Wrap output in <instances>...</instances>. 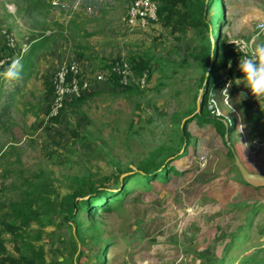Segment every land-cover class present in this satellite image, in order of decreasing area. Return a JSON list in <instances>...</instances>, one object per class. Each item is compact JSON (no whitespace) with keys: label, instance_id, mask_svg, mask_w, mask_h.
Instances as JSON below:
<instances>
[{"label":"rangeland","instance_id":"1","mask_svg":"<svg viewBox=\"0 0 264 264\" xmlns=\"http://www.w3.org/2000/svg\"><path fill=\"white\" fill-rule=\"evenodd\" d=\"M66 1L40 0L21 16L19 0H0V29L9 28L12 21L9 29L18 31L17 36L38 32L51 40L39 59L32 53L24 61L25 54L14 59L16 68L21 64L26 70L30 64L33 67L27 73L24 95L10 105L7 130L0 132V208L17 200L24 180L39 171L50 174L62 192L67 191L68 178L77 174L92 175L98 186L109 188L116 175L123 178L138 172L141 162L160 150L158 162L173 159L172 165L182 174H173L168 182L151 183L136 181L135 176L110 213L99 212L94 221L77 218L70 221L71 229L58 228L54 213L45 234L37 233L40 227L33 224L32 240L45 245L50 259L55 255L52 249L60 247L57 240H70L73 233L82 253L76 264H96L106 240L110 244L105 264H264V186L247 182L230 154L233 148L249 172L264 176V95L254 96L239 70L232 78L223 71L225 85L210 94L208 109L229 131L222 135L213 123L192 120L187 127L189 144L184 146L178 135L183 132L182 123L200 113L202 69L191 62L186 67L179 64L191 47L199 45V38L193 41L194 31L173 35L159 22L147 29H127L121 20L134 0H113V9L99 4L93 11L99 15L101 8L104 15L87 26L97 35L86 38L79 33L80 42L123 48L121 53L112 52L117 55L108 60L125 59L136 52L155 56L161 61L153 62L154 78L146 80L139 96L103 92L78 108L67 103L55 121L49 115L46 80H51L55 96V76L64 64L80 63L91 82L96 72L106 70H99L94 61L83 64L70 59L59 64L60 57L73 52L70 38L77 52L63 16L67 20L73 6L79 10L80 0H74L75 5ZM9 12L14 14L8 18ZM208 19L214 32L234 47L237 40L249 43L247 53L238 51L244 56L250 57L264 43V32L254 38L257 25L264 24V0H213ZM62 22L65 26L59 25ZM8 33H0L5 43ZM23 81L5 80L1 101ZM175 152L179 157H171ZM104 178L108 180L103 182ZM50 232L52 239L47 236ZM2 238L16 255L21 239L14 240L10 233ZM53 242L57 245L51 248Z\"/></svg>","mask_w":264,"mask_h":264},{"label":"trees","instance_id":"2","mask_svg":"<svg viewBox=\"0 0 264 264\" xmlns=\"http://www.w3.org/2000/svg\"><path fill=\"white\" fill-rule=\"evenodd\" d=\"M40 0H31L29 7L38 6ZM158 3V22L165 28H169L173 35L184 36L190 31L195 32V38H199V45L191 47L187 56L182 58L179 65L186 67L188 63H193L201 67L202 72L199 76L198 86L202 89L199 101L200 113H196L193 117L182 123V133L178 135L181 144L187 146L189 144V133L187 127L190 121L197 120L200 124L210 122L222 135L229 131L226 123L216 115H211L208 109L210 105V94L216 93L225 85L223 80V71H226L231 78L238 69L239 61L245 56L230 43L227 38L221 39L219 32L213 30L208 19L210 6L213 0H155ZM46 36V35H44ZM43 36V37H44ZM0 60L2 58L13 59L14 49L7 46L3 35H0ZM6 38V37H5ZM79 58H86L88 61L98 63V69H110V67L121 58L105 59L103 57L87 56L84 46H76ZM131 66L135 77L140 78L146 75L148 83L154 78L152 70L153 62L161 60L146 53L136 52L125 58ZM11 61L5 63L0 68V74L7 72L11 67ZM168 63V61H166ZM100 65V66H99ZM49 88V108L54 96V88L51 80H46ZM97 85L91 92L84 94L81 98L73 99L69 102L73 108L80 107L89 98H92L103 92L115 94H131L141 95L142 90L137 84H130L127 87L121 86L119 78L113 74L108 81ZM264 114V107L261 109ZM192 112V111H191ZM60 117V116H59ZM56 117L55 121H58ZM9 118V117H8ZM263 118L259 117V120ZM264 120V119H263ZM7 117L0 122V129L7 128ZM179 151V150H178ZM160 150L150 153L149 157L140 164L138 172L129 174L123 178L116 175L114 183L109 188L105 184L97 185L96 179L92 175H72L68 178L67 191L62 192L61 188L56 185V180L45 171H39L33 178L24 180V186L20 191L17 200L7 202L0 208V264H76L82 257V253L78 251L77 241L73 233L70 240L59 238L60 247H54L55 253L50 259L47 258V250L44 244H37V240H32L30 230L33 224L38 225L40 231L44 233L48 224H53L51 220L52 214H56L59 222L56 223L58 228L63 226L71 229V222L77 218L86 216V219L95 220L98 213L108 214L112 211L113 204L119 203L123 194L131 182V179L137 176L139 180L146 183L152 181L168 182L171 176L180 175L181 172L172 165V160L158 162ZM230 154L233 155L230 150ZM180 155V154H179ZM177 152L171 157H179ZM234 156V155H233ZM130 171V170H129ZM108 178H104L106 182ZM82 214V215H81ZM71 221V222H70ZM4 233L12 234L14 240L21 239V245L16 246L17 254L10 253L2 238ZM52 239L53 233L47 234ZM237 238L238 236H234ZM37 238H39L37 234ZM109 240L104 242V247L97 256L96 264H105L104 258ZM57 243H51V248ZM68 251V256L65 254ZM59 255L63 257L59 259ZM77 255V256H76Z\"/></svg>","mask_w":264,"mask_h":264},{"label":"crops","instance_id":"3","mask_svg":"<svg viewBox=\"0 0 264 264\" xmlns=\"http://www.w3.org/2000/svg\"><path fill=\"white\" fill-rule=\"evenodd\" d=\"M57 1L59 3H61V0H57ZM68 1H70V2H68ZM68 1H66L67 4L72 3V5H75V3H76L75 1H78V0H75V1L72 0L73 2H71V0H68ZM92 1H94V0H80L79 1V10H77L73 6V10H71V11L69 10L72 13H70L68 15V19L66 20V17L63 16V19L65 20L64 21V24L66 26L63 24V22L60 23L59 25H64L66 27V31L70 32V35L73 38V40L77 42L76 43V46H81L82 45V46H84L85 48L88 49V50H86L87 56H99V57H103L105 59L106 58L108 59L114 53H121L120 51L123 48H121L119 46H116V45H111V46H108V47H102L103 44H99V45H95V44L89 45L87 43L85 44V43L80 42V39L77 36L79 33L84 34V36L86 38L94 37V36L97 35V33H96L97 31L87 30V29H89L87 26L89 25V27H91L90 24H93V22L96 23V20L97 19H95V18H99V15H101V8H100V10H97V12L100 13L99 15H98L97 12H94V13H97V14H93V11H96L97 6L99 4H101V6L103 4V6L107 10H111V9L114 8V6H113L114 5L113 4L114 2H111L113 0H95L94 3L96 5H94ZM29 3H31V0H22V4H21V2L19 0V5H21L19 7V9H21V11H20V15L21 16H23L24 13H27V11H26L27 9L31 10L32 7H29ZM4 14H6V13H4ZM10 14L12 15L14 13L13 12H9V14H7V17L8 18L11 17ZM103 16L101 15L100 17H102V19H104ZM60 20H62V19H60ZM121 21H123V17H122V20ZM104 26H105V23H104L103 27ZM8 27L12 30V21H9ZM62 27L63 26H61V28ZM9 28L0 29V33L2 32V30H7V31H9V33L12 32V31H10ZM134 30H137V29L136 28H133L132 31H134ZM17 32L18 31H16V34L14 32H12L15 35L16 48L14 49L15 50L14 51V55L15 56L13 57V59L11 61V67L13 66L14 59L16 57H19L20 54L21 55L22 54H25L21 58L23 61L26 59V57L30 53H32L33 58L35 60L36 59H39L41 56H43L42 54H44L46 52L44 50L48 47V45L50 44V41H51L49 37L44 36L43 34L39 35L40 33H38V32L35 35L33 34V36H30L31 35L30 33H25V36L24 35L17 36ZM26 35H28V36H26ZM70 39H69V42L71 43L70 48L73 47V49H72L73 52H70L69 51L67 54H65L62 57H60L58 59L59 60L58 61L59 64L62 61L70 60V59H72V60H74V59H76V60H82L83 64L84 63L88 64L90 61L86 60V58H79L78 53L75 51L74 43ZM110 52H111V54H110ZM112 52H114V53H112ZM114 55H117V54H114ZM50 58H51V56L48 58V60ZM31 67H33L32 64H30V67H29L28 70L25 69V66L23 64H21V65H19L17 67V69H18V76H16L15 78H12V79L14 81H18L19 79H24V81H23V83L20 82V84H18L16 87H14V90L13 91L8 92L6 94L5 100H3V101H1V98L4 97V94L6 92V89L3 86L5 84V80L10 79V78H8L5 75L6 72L0 74V122L3 121L4 118H6V117H7V122L10 121L9 120V118H10V110H11L10 105H12V104L15 103L16 100L14 98H17V97L18 98H21L24 95V93L26 91L25 90L26 89V84H27L26 78L28 77L27 76L28 75L27 73H29L31 71V69H32ZM100 86H102V85H100ZM6 130H7V128L6 129L1 128L0 129V132L1 131H6Z\"/></svg>","mask_w":264,"mask_h":264},{"label":"built area","instance_id":"4","mask_svg":"<svg viewBox=\"0 0 264 264\" xmlns=\"http://www.w3.org/2000/svg\"><path fill=\"white\" fill-rule=\"evenodd\" d=\"M124 25L128 28L147 29L149 26L158 23V3L155 0H134L128 9L126 17L123 19ZM264 25V24H260ZM264 30L257 27L254 38H258ZM7 46L15 49L16 41L12 34L5 36ZM235 48L247 53L249 43L243 40L234 42ZM11 58H2L0 68ZM90 71V70H89ZM91 73V72H89ZM115 74L119 78L121 86L127 87L130 84H137L140 88L145 87L146 75L137 78L134 75L131 66L125 59L113 64L110 69L96 72L93 76L94 82H91V76L85 75L81 64L73 62L72 64L63 65L55 76L56 93L51 102L50 117H56L60 114L61 109L73 99L81 98L84 94L91 92L97 85L108 81L111 75Z\"/></svg>","mask_w":264,"mask_h":264},{"label":"clouds","instance_id":"5","mask_svg":"<svg viewBox=\"0 0 264 264\" xmlns=\"http://www.w3.org/2000/svg\"><path fill=\"white\" fill-rule=\"evenodd\" d=\"M257 27L264 30V25H257ZM16 63L13 61V66L5 73L8 78L18 76ZM238 69L243 74L246 87L251 90L252 94L254 96L264 95V43L258 44L250 57L242 58L238 63Z\"/></svg>","mask_w":264,"mask_h":264},{"label":"water","instance_id":"6","mask_svg":"<svg viewBox=\"0 0 264 264\" xmlns=\"http://www.w3.org/2000/svg\"><path fill=\"white\" fill-rule=\"evenodd\" d=\"M202 92L200 93L199 97H198V109L200 110V106H199V101H200V97H201ZM231 151L234 155L235 158V163L237 168L239 169L240 173L242 174L243 178L247 181L250 182L252 184H256L259 186H264V176L261 174H255V173H251L249 172L246 167L243 165L242 161L240 160V158L234 153L233 148H231Z\"/></svg>","mask_w":264,"mask_h":264}]
</instances>
